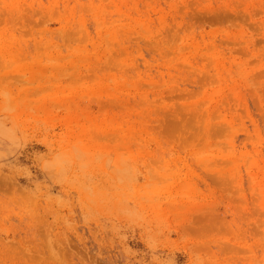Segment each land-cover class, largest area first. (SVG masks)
I'll list each match as a JSON object with an SVG mask.
<instances>
[{"label": "rangeland", "instance_id": "374dc122", "mask_svg": "<svg viewBox=\"0 0 264 264\" xmlns=\"http://www.w3.org/2000/svg\"><path fill=\"white\" fill-rule=\"evenodd\" d=\"M0 264H264V0H0Z\"/></svg>", "mask_w": 264, "mask_h": 264}]
</instances>
